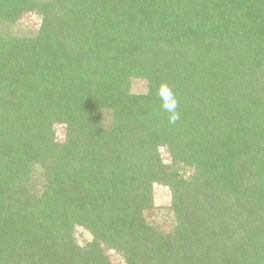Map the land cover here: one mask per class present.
Listing matches in <instances>:
<instances>
[{
    "label": "trees",
    "instance_id": "trees-1",
    "mask_svg": "<svg viewBox=\"0 0 264 264\" xmlns=\"http://www.w3.org/2000/svg\"><path fill=\"white\" fill-rule=\"evenodd\" d=\"M0 264H264V0H0Z\"/></svg>",
    "mask_w": 264,
    "mask_h": 264
},
{
    "label": "rangeland",
    "instance_id": "rangeland-1",
    "mask_svg": "<svg viewBox=\"0 0 264 264\" xmlns=\"http://www.w3.org/2000/svg\"><path fill=\"white\" fill-rule=\"evenodd\" d=\"M18 25L20 29H22L24 32L36 31L40 25V18L38 17V15L26 14L23 16V18L20 19V21L18 22ZM145 87H146V84L144 81H140V80L133 81V86H132L133 92L142 93L145 91ZM55 131H56L57 140L63 141L64 134H65L64 126L56 125ZM162 155L164 156V158L169 160L165 149H162ZM154 195H155L156 207L160 209V211H162V209L163 211L164 210L166 211V208L170 206V202H171L168 189L163 186L156 185L154 187ZM168 220L169 218H167L164 214V217H162V219L160 220L163 225V229H169ZM77 237L79 238L80 244H84L85 240H88L90 238L89 234L83 232L82 228H77Z\"/></svg>",
    "mask_w": 264,
    "mask_h": 264
},
{
    "label": "clouds",
    "instance_id": "clouds-1",
    "mask_svg": "<svg viewBox=\"0 0 264 264\" xmlns=\"http://www.w3.org/2000/svg\"><path fill=\"white\" fill-rule=\"evenodd\" d=\"M158 95L163 99V107L171 113L169 117L170 122L175 123L179 119V113L176 111L178 101L173 92L167 84H164L160 87Z\"/></svg>",
    "mask_w": 264,
    "mask_h": 264
}]
</instances>
